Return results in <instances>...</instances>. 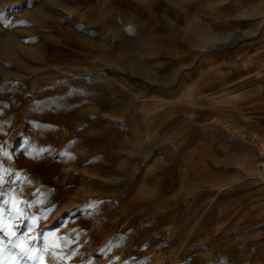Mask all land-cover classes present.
<instances>
[{
	"label": "rangeland",
	"instance_id": "374dc122",
	"mask_svg": "<svg viewBox=\"0 0 264 264\" xmlns=\"http://www.w3.org/2000/svg\"><path fill=\"white\" fill-rule=\"evenodd\" d=\"M92 1L0 0L9 196L58 213L33 257L74 237L66 264H264V0Z\"/></svg>",
	"mask_w": 264,
	"mask_h": 264
},
{
	"label": "snow or ice",
	"instance_id": "6c2138e0",
	"mask_svg": "<svg viewBox=\"0 0 264 264\" xmlns=\"http://www.w3.org/2000/svg\"><path fill=\"white\" fill-rule=\"evenodd\" d=\"M31 3L32 0H24L23 5L20 7L31 6ZM0 23H3L5 27H11L13 21L7 20L3 11L0 10ZM19 23L23 24L24 22L20 21ZM39 127L41 131L45 130L44 125H40ZM71 144L72 142H70V145ZM6 147V144L0 143V264H9V262L10 264H39V257H33L32 253L37 250L47 251L49 234L44 230L35 231V229L36 224L43 222L46 219L47 214L44 213L36 216V223H33L31 215L22 216L17 210L19 199L14 201L9 196V193L13 192L14 185L19 183V180L16 179L15 172L10 173L8 169L3 167L8 159H10L12 155H15V149H13L12 153H9L8 151H5ZM20 154H27L31 158H37L40 156H49L51 155V152L50 150L45 151L44 149H36L35 152H28V146L26 145ZM60 155L63 159L71 158L68 153H62ZM6 175L12 177L7 182V189L3 187V178ZM17 196L22 198V193H18ZM28 203L29 202L25 201V207H27ZM100 203H102V201H86L84 205H82V209L85 211L97 209V206ZM6 220H16L18 222L10 225ZM25 220L28 221V223H24L23 221ZM33 232L35 233L34 236L29 240L28 244L25 245L23 243L24 238L29 233ZM59 239L62 245V252L65 247L71 248V250L64 252L62 255L54 256L53 258L57 260V264H66L65 256L71 258L74 255V247L72 246L78 242L75 241L74 237L71 239L60 237ZM5 240H7L6 245L4 244ZM109 246H111V242H109Z\"/></svg>",
	"mask_w": 264,
	"mask_h": 264
},
{
	"label": "bare ground",
	"instance_id": "6f19581e",
	"mask_svg": "<svg viewBox=\"0 0 264 264\" xmlns=\"http://www.w3.org/2000/svg\"><path fill=\"white\" fill-rule=\"evenodd\" d=\"M98 1V0H97ZM97 1H92L91 2V4L93 3V2H97ZM113 1H116V0H113ZM145 1H147V2H149L151 5H152V7L153 6H157L158 4H160V2H163L164 0H145ZM101 3V2H100ZM175 15V14H174ZM177 15V14H176ZM191 28V27H190ZM176 29V28H175ZM175 29H172V30H175ZM180 29V28H179ZM178 33V32H177ZM170 36V35H169ZM188 32L187 33H185V34H180L179 33V35L178 34H176V35H174L173 34V36H171L172 37V39H174L173 41H175L176 39H178V38H181V37H183V38H186V40H188ZM236 40V38H234L232 41H235ZM215 41V40H214ZM249 41V40H248ZM172 42V41H171ZM170 42V43H171ZM225 42V41H224ZM223 43V42H222ZM228 43V42H227ZM252 43H254V42H252ZM257 43V42H256ZM215 44H216V41L215 42H213V46H215ZM221 44V43H220ZM226 44V43H225ZM260 44V43H259ZM264 44V43H263ZM219 45V44H218ZM224 45V44H223ZM227 45V44H226ZM253 45V44H252ZM255 45V44H254ZM216 46H217V44H216ZM253 47V46H252ZM264 47V46H263ZM248 50H250L249 48H248ZM254 50L255 49H253V50H251V51H248L247 53H245V54H239L238 55V60H242L243 58H245V60H246V62H251V63H255V64H257V60L259 59V57L261 56V54L258 52V51H256V52H254ZM264 56V55H263ZM262 56V57H263ZM208 58V57H207ZM237 58V57H236ZM239 63V62H238ZM254 64V65H255ZM234 80V79H233ZM194 83V82H193ZM189 85V84H188ZM190 85H192V84H190ZM189 85V86H190ZM203 85H207V86H210V82H208L206 79H198V81L195 83V85L194 86H192V88H194L195 89V94L194 95H192L193 97H192V99H190L192 102H194L195 100H196V95H197V93L199 94V93H201V92H203L204 91V86ZM188 86V87H189ZM190 88V87H189ZM199 89H201L200 91H199ZM190 100H188V101H190ZM189 105V104H188ZM241 108V107H240ZM240 116V115H239ZM186 123V122H185ZM180 126V125H179ZM187 134V133H186ZM185 134V135H186ZM207 147V146H206ZM185 148V147H184ZM184 150V149H183ZM207 150V149H206ZM198 151V150H197ZM186 152V151H185ZM192 152H195V150L194 151H192ZM191 154V153H190ZM193 155V154H192ZM221 156V155H220ZM189 157V156H188ZM193 158V157H192ZM191 159V158H190ZM221 159H223V158H221ZM192 160V159H191ZM200 167V166H199ZM186 168H187V166H186ZM47 216H49V222L48 223H53L54 221H56V217L58 216V213H56V212H52V211H48L47 212ZM46 216V217H47ZM43 224V226H41V227H39L38 228V230L40 231V230H43V228L45 227V225L46 226H48L49 224ZM51 253V254H50ZM49 254L52 256V258L54 257V256H57L54 252H50ZM48 254V255H49ZM54 259V258H53ZM54 261V260H53Z\"/></svg>",
	"mask_w": 264,
	"mask_h": 264
}]
</instances>
